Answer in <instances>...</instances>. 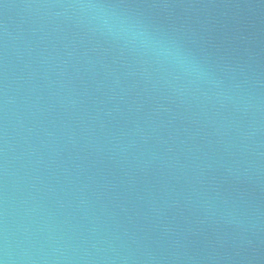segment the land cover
Instances as JSON below:
<instances>
[{"label":"water","instance_id":"95a60500","mask_svg":"<svg viewBox=\"0 0 264 264\" xmlns=\"http://www.w3.org/2000/svg\"><path fill=\"white\" fill-rule=\"evenodd\" d=\"M0 261L264 264V0H0Z\"/></svg>","mask_w":264,"mask_h":264},{"label":"clouds","instance_id":"9594fccd","mask_svg":"<svg viewBox=\"0 0 264 264\" xmlns=\"http://www.w3.org/2000/svg\"><path fill=\"white\" fill-rule=\"evenodd\" d=\"M93 7V6H91ZM98 16L102 19L103 25L107 28V31L114 36H119L125 38L128 42L133 44H144L147 42V37L145 32L137 25V23L122 18L120 16H116L112 14V18H107L108 14L105 13L102 9L98 12ZM156 54L158 56L164 58H171L181 67H185L189 69L191 62L182 55L181 52L177 51H157ZM191 70V69H189ZM0 264H3L0 261Z\"/></svg>","mask_w":264,"mask_h":264}]
</instances>
